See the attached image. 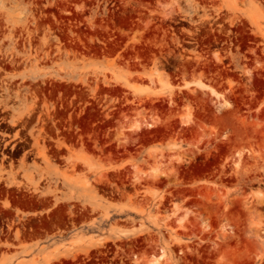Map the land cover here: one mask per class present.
Segmentation results:
<instances>
[{
	"label": "rangeland",
	"instance_id": "rangeland-1",
	"mask_svg": "<svg viewBox=\"0 0 264 264\" xmlns=\"http://www.w3.org/2000/svg\"><path fill=\"white\" fill-rule=\"evenodd\" d=\"M0 264H264V0H0Z\"/></svg>",
	"mask_w": 264,
	"mask_h": 264
},
{
	"label": "bare ground",
	"instance_id": "bare-ground-1",
	"mask_svg": "<svg viewBox=\"0 0 264 264\" xmlns=\"http://www.w3.org/2000/svg\"><path fill=\"white\" fill-rule=\"evenodd\" d=\"M3 120V119H2ZM157 259V258H156Z\"/></svg>",
	"mask_w": 264,
	"mask_h": 264
}]
</instances>
